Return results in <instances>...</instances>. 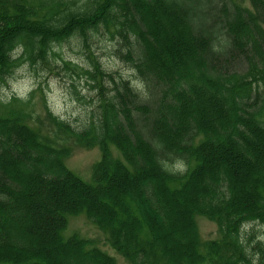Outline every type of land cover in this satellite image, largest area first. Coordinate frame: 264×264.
<instances>
[{"label":"trees","instance_id":"trees-1","mask_svg":"<svg viewBox=\"0 0 264 264\" xmlns=\"http://www.w3.org/2000/svg\"><path fill=\"white\" fill-rule=\"evenodd\" d=\"M65 2L0 0V83L77 36L99 94L98 123L80 130L42 101L52 135L36 89L0 100V264H118L63 237L79 214L128 264H264L261 243L242 240L264 224V0ZM100 30L126 46L143 91L102 69L89 49ZM72 141L100 151L91 183L66 166ZM198 216L217 238L201 239Z\"/></svg>","mask_w":264,"mask_h":264},{"label":"rangeland","instance_id":"rangeland-1","mask_svg":"<svg viewBox=\"0 0 264 264\" xmlns=\"http://www.w3.org/2000/svg\"><path fill=\"white\" fill-rule=\"evenodd\" d=\"M65 1L68 8H78L85 0ZM89 49L103 70L114 75L116 79L117 77L129 79L135 88L143 91L144 86L135 78L133 68L121 57V53L126 52V46L118 37L111 39L109 34L100 30L92 35L91 40L89 39ZM53 50L55 55L49 56V66L42 63L35 65H30L29 62L22 63L11 76L0 83V100L6 102L12 97L26 99L29 93L36 89L30 102V108L41 117L43 122L40 130L44 134L52 135L55 129L44 119L42 101L47 103L55 116L67 121L77 130L91 122L97 124L99 118L98 89L93 88L95 83L92 79L80 73L81 68L92 71V67L79 37L73 36L68 41L55 45ZM62 59L79 67L78 75L66 69ZM231 67L236 69L235 64ZM73 143V141L68 143L71 153L65 161L66 166L81 180L91 183L94 165L101 157L100 151L97 147L87 149ZM112 150L115 156H119L114 148ZM176 164L180 172L186 169L183 161L177 160ZM196 223L202 240L217 238L218 231L215 223L202 216L196 218ZM62 234L64 238L76 234L82 239L90 240L95 247L114 257L118 264H128L111 247L108 236L84 214L69 216L67 228ZM242 240L251 253L252 247L258 242L264 247V224L254 223L245 226Z\"/></svg>","mask_w":264,"mask_h":264}]
</instances>
